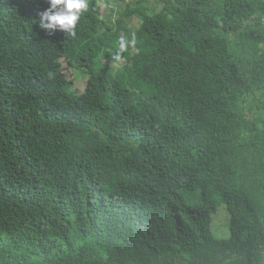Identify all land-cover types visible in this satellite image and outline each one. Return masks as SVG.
I'll use <instances>...</instances> for the list:
<instances>
[{
	"label": "trees",
	"instance_id": "trees-1",
	"mask_svg": "<svg viewBox=\"0 0 264 264\" xmlns=\"http://www.w3.org/2000/svg\"><path fill=\"white\" fill-rule=\"evenodd\" d=\"M160 1L0 0V264H264V0Z\"/></svg>",
	"mask_w": 264,
	"mask_h": 264
},
{
	"label": "clouds",
	"instance_id": "clouds-1",
	"mask_svg": "<svg viewBox=\"0 0 264 264\" xmlns=\"http://www.w3.org/2000/svg\"><path fill=\"white\" fill-rule=\"evenodd\" d=\"M48 5L49 6L45 10L38 13V23L40 28L48 31L50 35L60 30L66 32L68 35L74 36L78 22L82 15L89 9L88 0H48ZM134 44V38L129 40L121 36L116 54L117 58H119V55L125 52L130 45Z\"/></svg>",
	"mask_w": 264,
	"mask_h": 264
},
{
	"label": "rangeland",
	"instance_id": "rangeland-1",
	"mask_svg": "<svg viewBox=\"0 0 264 264\" xmlns=\"http://www.w3.org/2000/svg\"><path fill=\"white\" fill-rule=\"evenodd\" d=\"M117 8H121V4L118 2L121 0H114ZM124 3H128L131 5H136L140 2V5L143 8H148L149 10H158L162 6V1L160 0H123ZM99 4V13L98 16L103 19H111L114 20L115 15L114 12L110 11V8L105 7L104 3L98 2ZM139 21L135 17H131L129 21H127V26H138ZM111 63V62H108ZM118 63H113L112 65H117ZM79 76L74 81V86L81 90L83 88V84L85 82V75L78 74ZM210 231L215 238L222 239L227 238L230 235V227H229V213L226 210V207L221 204L217 207L216 211L210 215Z\"/></svg>",
	"mask_w": 264,
	"mask_h": 264
}]
</instances>
